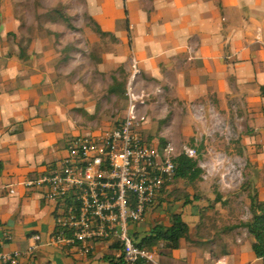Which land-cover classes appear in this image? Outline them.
Instances as JSON below:
<instances>
[{"label": "crops", "instance_id": "0c3cea01", "mask_svg": "<svg viewBox=\"0 0 264 264\" xmlns=\"http://www.w3.org/2000/svg\"><path fill=\"white\" fill-rule=\"evenodd\" d=\"M122 2L123 17L129 19L130 28L125 40L131 52L140 57L145 79L184 99L218 96L224 106V101L231 104L236 99L251 108L253 100L260 97L258 91L264 84V0H130L134 9L129 18L127 3ZM26 80H11L7 70L0 71L3 250L27 253L19 264H108L107 259L118 256V251L104 242L96 243L82 258L74 250L70 252L74 256L65 255L61 248L69 247L64 246H40L29 253L34 246L32 236L47 242L54 216L41 192L26 188L25 183L54 168L70 139L57 148L59 135L47 128L49 118H38L36 111L43 107L33 104ZM12 82H16V89ZM171 192L168 189L164 195ZM219 197L213 195L207 202L194 197L176 211H171L172 200L167 199L140 224L130 227V234L138 243L154 227H168L170 215H179L188 227L187 238L179 241L177 250L160 251L151 264H261L251 251V237L240 227L250 221L256 196L249 200L246 218L236 215V209L234 213L213 209L221 203L216 201Z\"/></svg>", "mask_w": 264, "mask_h": 264}, {"label": "rangeland", "instance_id": "374dc122", "mask_svg": "<svg viewBox=\"0 0 264 264\" xmlns=\"http://www.w3.org/2000/svg\"><path fill=\"white\" fill-rule=\"evenodd\" d=\"M122 3L0 0V71L7 70L11 80L27 78L25 85L33 104L43 107L36 111L38 118H49L52 122L46 123L47 128L59 135L57 148L78 134L108 129L125 117L126 83L134 54L125 40ZM125 3L129 18L134 6L129 5L130 0ZM48 13L52 14L45 17ZM95 26L115 41L99 38ZM112 79L125 81L124 99L107 92ZM142 81L149 93L145 105L138 109L145 114L144 138L154 144L161 139L176 154L193 150V159L197 158L203 170L200 181L193 185L170 184L174 195L165 200H172L171 211L185 206L176 202L177 196L185 195L190 201L195 197L207 202L219 194L215 200L221 203L213 209L233 213L236 209L235 214L243 218L249 216L252 196L264 207V99L253 100L251 108L236 99L231 104L224 101V106L218 96L184 99L167 94L144 76ZM11 85L16 89V82ZM199 145L203 150L198 155Z\"/></svg>", "mask_w": 264, "mask_h": 264}, {"label": "built area", "instance_id": "2783aa9c", "mask_svg": "<svg viewBox=\"0 0 264 264\" xmlns=\"http://www.w3.org/2000/svg\"><path fill=\"white\" fill-rule=\"evenodd\" d=\"M140 57L131 58L126 83L127 111L118 125L78 134L50 172H43L25 187L37 188L53 208L54 229L46 243L32 236L33 252L40 246L72 248L82 258L98 242L117 245L124 264H151L156 251L140 249L130 227L140 224L170 189L176 154L170 145L159 148L142 135L149 93L142 81ZM158 89V88H157ZM194 157L193 150L181 153ZM0 241V264H19L27 253L7 252Z\"/></svg>", "mask_w": 264, "mask_h": 264}, {"label": "trees", "instance_id": "16d2710c", "mask_svg": "<svg viewBox=\"0 0 264 264\" xmlns=\"http://www.w3.org/2000/svg\"><path fill=\"white\" fill-rule=\"evenodd\" d=\"M48 13L45 14V17L48 16ZM59 18L65 21V18L62 14H59ZM125 24V31H128V19L125 16L124 20ZM94 33L101 39L104 38H110L113 41L114 38L112 35L108 33H103L101 30L95 26ZM112 85L108 88L107 92L110 95H116L119 96V98H123L124 94V87H125V81L124 82H118L117 79H112ZM259 96L264 99V84L260 86L259 88ZM119 122H116L114 125H118ZM148 143L154 144L151 142V139H147ZM158 147L161 149L166 146L165 142L161 139L158 140ZM163 146V147H162ZM197 153H199L203 150V146L199 145L196 149ZM174 176H173V182H182L187 185H193L196 182L200 181L203 170L199 167V162L196 159L188 158L187 156L180 154L174 159ZM51 170H53V166H51ZM2 165L0 163V175L2 174ZM50 170V171H51ZM48 170V172H50ZM164 195V194H163ZM159 196L157 201V205L165 202V198H170V195H164ZM172 195H174L172 193ZM177 203H183V205H187L190 203V200L188 199V196L179 197L176 198ZM53 216L55 214L53 213ZM240 227H242L247 234L251 237L252 243H251V251L256 259L261 260V264H264V207L260 204L254 203L251 205V219L247 223L241 224ZM188 236V227L187 225L181 220L179 215H170L169 217V225L168 227H161L156 226L153 229H151L150 233L140 241H138L137 246L140 249L150 250V251H156L157 254L160 253L162 250H177L179 241L182 239H186ZM115 249L119 252V246L113 245ZM62 252L65 255L74 256V254H71L72 248H61ZM113 256L107 259L108 264H124L122 261V257L119 255ZM136 264H143L142 262H138Z\"/></svg>", "mask_w": 264, "mask_h": 264}, {"label": "water", "instance_id": "95a60500", "mask_svg": "<svg viewBox=\"0 0 264 264\" xmlns=\"http://www.w3.org/2000/svg\"><path fill=\"white\" fill-rule=\"evenodd\" d=\"M9 48H10L9 55L10 56L14 55V51H13L12 46L10 44H9Z\"/></svg>", "mask_w": 264, "mask_h": 264}]
</instances>
